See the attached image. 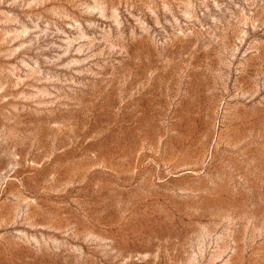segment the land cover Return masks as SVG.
Segmentation results:
<instances>
[{"label": "rangeland", "instance_id": "obj_1", "mask_svg": "<svg viewBox=\"0 0 264 264\" xmlns=\"http://www.w3.org/2000/svg\"><path fill=\"white\" fill-rule=\"evenodd\" d=\"M0 264H264V0H0Z\"/></svg>", "mask_w": 264, "mask_h": 264}]
</instances>
